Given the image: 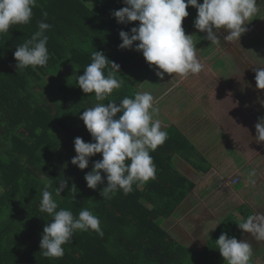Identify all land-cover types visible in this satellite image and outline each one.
<instances>
[{
	"label": "trees",
	"instance_id": "1",
	"mask_svg": "<svg viewBox=\"0 0 264 264\" xmlns=\"http://www.w3.org/2000/svg\"><path fill=\"white\" fill-rule=\"evenodd\" d=\"M37 0L28 24L14 25L0 34V264H223L215 241L224 231L220 226L212 241L197 251L178 242L162 227L193 190L194 183L173 165L172 156L192 155L194 148L175 129L166 142L150 152L156 166L155 179L142 187L133 186L125 195L111 199L100 195L107 185L95 190L84 179L101 154L89 158L80 170L71 164L76 155L74 140L92 142L80 115L98 102L89 94L83 111L70 115L72 96L80 90L75 77L83 75L94 51L102 52L119 66L117 79L122 87L102 103L124 97L134 98L138 88L154 71L142 53L121 50L119 33L131 34L139 22L119 24L112 13L126 5L123 0ZM200 3V1H198ZM182 23L186 35L197 16L195 8ZM44 13H47L45 18ZM51 25L45 33L50 59L46 66L18 72L14 52L38 30V22ZM111 66L105 69V74ZM50 81V82H49ZM119 113L117 117H119ZM189 159V158H188ZM66 165V167H65ZM205 173L208 168H198ZM67 181L61 197L55 195L59 181ZM75 185L77 192L71 193ZM45 185L58 203V209L71 210L74 216L89 209L101 222L103 236L94 231L76 232L65 244L61 258H45L40 253L43 228L52 217L39 211L40 193Z\"/></svg>",
	"mask_w": 264,
	"mask_h": 264
},
{
	"label": "clouds",
	"instance_id": "2",
	"mask_svg": "<svg viewBox=\"0 0 264 264\" xmlns=\"http://www.w3.org/2000/svg\"><path fill=\"white\" fill-rule=\"evenodd\" d=\"M83 3L84 0H83ZM126 5L112 13L119 24L127 25L139 22L131 28V34L120 31L121 50L142 53L156 76L164 79V74L187 77L204 70V65L197 57L196 42L193 35H186L182 23L189 13L187 8H195L197 16L193 27L206 33L204 39L211 45H220L218 33L223 29L228 34L224 41H239L247 31L246 21H251L259 12L257 0H123ZM37 0H0V34L8 33L14 25L28 24L33 16ZM90 4L91 2L85 3ZM45 18L47 13H44ZM51 25L40 21L38 30L23 44L16 46L14 59L18 72L29 67L46 66L50 59L45 34ZM111 66L105 74V69ZM119 66L110 62L104 53L94 51L91 63L83 70V75L75 77L76 86L85 94L95 95L98 102L82 112L80 120L90 133L92 142H84L81 137L74 140L76 155L71 164L84 170L89 166V158L101 154L102 159L92 165L84 179L88 188L95 190L104 184L101 173L107 181L100 195L104 200L111 199L117 192L127 195L133 186L142 187L150 179H155L156 166L150 152L157 150L168 139V132L162 130L161 122L154 119L157 109L151 93H136L134 98L124 97L117 105L115 100L102 103L114 90L122 87V79H117ZM255 84L258 90H264V67L255 71ZM120 114L118 118L117 114ZM257 143H264V117L258 118L255 125ZM66 167V165H65ZM255 170L248 173V182L256 183ZM236 181L234 180L233 183ZM45 185L40 196L39 211L52 217L43 228L40 241V253L45 258H61L64 245L71 242L76 232L94 231L101 237L103 231L99 218L89 209L80 210L74 216L71 210L60 208ZM67 187V181L61 179L55 195ZM4 191L0 186V193ZM77 189L73 184L71 193ZM238 228L251 234L257 241H264V214L252 213L238 223ZM215 249L222 256L225 264H251L252 245L247 240L238 241L221 233L215 241Z\"/></svg>",
	"mask_w": 264,
	"mask_h": 264
},
{
	"label": "crops",
	"instance_id": "3",
	"mask_svg": "<svg viewBox=\"0 0 264 264\" xmlns=\"http://www.w3.org/2000/svg\"><path fill=\"white\" fill-rule=\"evenodd\" d=\"M257 2L259 12L246 21L247 31L239 41H224L228 33L223 29L217 34L220 52L210 60L200 56L205 66L201 73L187 77L165 73V85L145 90L158 100L155 104L160 110L154 119L161 122L162 130L175 129L194 148L192 155H186L189 159L172 156L174 167L194 183V188L168 218L162 219V227L182 245L202 251L224 226L223 233L229 238L252 245L251 264H264V241L255 240L237 225L249 214H264V143L255 140V125L264 117V90L254 84L255 71L264 63L251 64L253 59L259 63L264 59V1ZM251 28H261L263 39L260 35L251 39ZM205 35L199 32L195 37ZM255 44L262 46L256 50ZM247 57L252 60L245 65ZM154 73L141 85L153 81ZM238 80L244 88L236 90ZM253 84L254 90L249 92ZM198 168L208 170L202 173ZM251 170L256 172L254 185L248 182ZM235 178H239L237 183H231Z\"/></svg>",
	"mask_w": 264,
	"mask_h": 264
},
{
	"label": "rangeland",
	"instance_id": "4",
	"mask_svg": "<svg viewBox=\"0 0 264 264\" xmlns=\"http://www.w3.org/2000/svg\"><path fill=\"white\" fill-rule=\"evenodd\" d=\"M198 1H200L201 4L203 3V0H198ZM260 1L262 2V0H260ZM259 4H261V3H259ZM257 5H258V2H257ZM196 12H197V10H196ZM193 19H194L193 20V24H194L196 16H194ZM263 24H264V20L261 23V26ZM260 31H261V28L259 30L257 28H255L254 30L251 28V29H248V34L250 35V38L252 39V38L256 37L257 35L261 36ZM197 33H199V30L195 29L192 25V29L190 30V32L187 35H193L195 37L197 35ZM205 36L199 37V38H196V37L193 38L194 41L197 43L196 48L199 50L198 52H200V53H197V57L199 60H202L200 58V56H203L205 60H210L216 53L220 52V49H221L219 45H211V42L204 39ZM261 39H263L262 36H261ZM258 45L259 44L254 45V47H256V50H257ZM261 46H262V44H261ZM261 46L259 45V47H261ZM246 49H249V47L247 46ZM234 50L235 49L232 48V51H234ZM246 59H247V62L245 63V65L248 64L252 60V58H250V57H247ZM218 60H219V58H217L215 61L218 62ZM263 63H264V59H262L261 63L257 62L256 59H253L251 61V64L256 65V66L257 65H263ZM151 78H153L152 79L153 81L145 82L143 84V86L139 85L138 88H140V91H142V93L144 91L149 93V91H146L145 88L155 90L156 88H158L157 85L159 86L160 84H163V83L165 85L164 80H160L156 76L155 73L153 74V76ZM235 80H237V79H235ZM239 82H240L239 80L236 82V86H235L236 90L244 88L243 84H240ZM254 84L251 86L249 92H251V90H254ZM246 89L248 90V87H246ZM88 95L89 94L83 93V91L81 89L78 91V93H76V95L74 93V95L72 96L73 106L71 107V103L69 105L70 115L77 116L80 112L83 111V108H84L83 101H84L85 97ZM160 100H161V98H160ZM156 101H158V100L154 99L153 104H154V107L157 109V112H158L160 110V107H158V105L155 104Z\"/></svg>",
	"mask_w": 264,
	"mask_h": 264
},
{
	"label": "built area",
	"instance_id": "5",
	"mask_svg": "<svg viewBox=\"0 0 264 264\" xmlns=\"http://www.w3.org/2000/svg\"><path fill=\"white\" fill-rule=\"evenodd\" d=\"M234 180L236 181L235 183H237V181L239 180V178H235ZM234 180H233V181H234ZM233 181H232L231 183H233Z\"/></svg>",
	"mask_w": 264,
	"mask_h": 264
}]
</instances>
